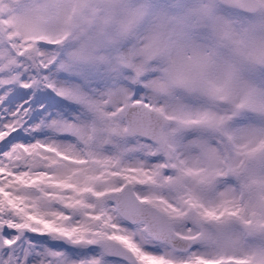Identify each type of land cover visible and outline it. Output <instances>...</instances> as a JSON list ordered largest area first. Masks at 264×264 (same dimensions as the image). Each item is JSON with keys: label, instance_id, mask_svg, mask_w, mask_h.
<instances>
[{"label": "snow or ice", "instance_id": "6c2138e0", "mask_svg": "<svg viewBox=\"0 0 264 264\" xmlns=\"http://www.w3.org/2000/svg\"><path fill=\"white\" fill-rule=\"evenodd\" d=\"M0 264H264V0H0Z\"/></svg>", "mask_w": 264, "mask_h": 264}]
</instances>
